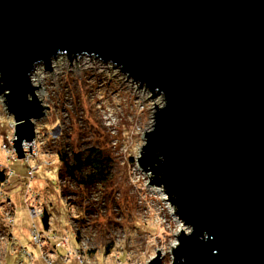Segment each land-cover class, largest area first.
Segmentation results:
<instances>
[{
  "label": "water",
  "instance_id": "water-1",
  "mask_svg": "<svg viewBox=\"0 0 264 264\" xmlns=\"http://www.w3.org/2000/svg\"><path fill=\"white\" fill-rule=\"evenodd\" d=\"M63 54L163 96L137 167L190 230L174 264H264V0H0V93L20 159L46 111L32 76Z\"/></svg>",
  "mask_w": 264,
  "mask_h": 264
},
{
  "label": "rangeland",
  "instance_id": "rangeland-1",
  "mask_svg": "<svg viewBox=\"0 0 264 264\" xmlns=\"http://www.w3.org/2000/svg\"><path fill=\"white\" fill-rule=\"evenodd\" d=\"M116 73L119 67L95 56L63 54L47 69L39 65L34 86L46 111L23 159L14 147L17 123L0 93V170L14 173L3 188L8 200L0 198V264H149L159 252L162 264H174L168 250H175L176 235L190 230L179 224L163 188L146 187L149 174L137 167L163 96L147 95L127 74ZM94 151L109 163V177L81 187L66 175L61 154L71 162ZM29 166L37 168L35 179L27 177ZM32 207L43 218L47 213L49 230L42 217L33 219Z\"/></svg>",
  "mask_w": 264,
  "mask_h": 264
},
{
  "label": "trees",
  "instance_id": "trees-1",
  "mask_svg": "<svg viewBox=\"0 0 264 264\" xmlns=\"http://www.w3.org/2000/svg\"><path fill=\"white\" fill-rule=\"evenodd\" d=\"M67 155L61 154V161L66 166V175L78 181L81 187H93L107 181L109 177V163L103 158H99V153L94 151L93 155L85 157L84 154H75L71 162L67 161ZM84 169H90L88 175H83ZM9 178L4 171L0 170V188L7 185ZM49 217L45 213L42 221L45 230H49ZM79 241V239H76Z\"/></svg>",
  "mask_w": 264,
  "mask_h": 264
},
{
  "label": "built area",
  "instance_id": "built-area-1",
  "mask_svg": "<svg viewBox=\"0 0 264 264\" xmlns=\"http://www.w3.org/2000/svg\"><path fill=\"white\" fill-rule=\"evenodd\" d=\"M5 146H4V150L6 149L7 150V153H10L11 155V157L13 158V157H15L16 156V153H15V151H10V146L9 145H7V144H4ZM12 148V147H11ZM37 170V168H32L31 166H29V170H28V175H27V177L29 178V177H31L32 179L34 178L35 179V174H36V171ZM8 175V174H7ZM14 176V173H13V171H9V175L7 176L9 179H12L11 177H13ZM10 181V180H9ZM9 181H8V183H9ZM32 182V180H30V182H29V184ZM5 186H3V187H1L0 188V198L1 199H3L4 197L6 198V201L8 200L7 199V196H4V193H3V188H4ZM34 197L35 196H37L36 194H34L33 195ZM4 200V199H3ZM9 202V201H8ZM28 211H31V215H32V217H33V219H35V218H40V217H42L43 218V213L42 212H39V210H37L36 208H34V207H32V208H30ZM39 214V215H38ZM12 220H10V223H8V225H10V226H13V224H14V222H11ZM43 235V234H42ZM35 236V240L37 241V242H39L40 240L42 241V236L38 233V234H35L34 235ZM39 238V240H37ZM41 238V239H40ZM137 264H141V263H137Z\"/></svg>",
  "mask_w": 264,
  "mask_h": 264
},
{
  "label": "bare ground",
  "instance_id": "bare-ground-1",
  "mask_svg": "<svg viewBox=\"0 0 264 264\" xmlns=\"http://www.w3.org/2000/svg\"><path fill=\"white\" fill-rule=\"evenodd\" d=\"M32 77H33V76H32ZM32 81H33V84H35L36 80H35L34 77L32 78ZM32 143H33V142H32ZM165 200H166V198H165ZM171 211H172V213L174 214L175 209H173V207H171ZM162 259H163V258H162Z\"/></svg>",
  "mask_w": 264,
  "mask_h": 264
}]
</instances>
